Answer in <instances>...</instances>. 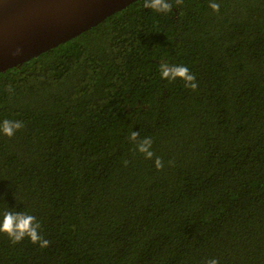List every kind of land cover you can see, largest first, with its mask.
<instances>
[{
	"label": "trees",
	"instance_id": "1",
	"mask_svg": "<svg viewBox=\"0 0 264 264\" xmlns=\"http://www.w3.org/2000/svg\"><path fill=\"white\" fill-rule=\"evenodd\" d=\"M144 2L0 72V264H264V0Z\"/></svg>",
	"mask_w": 264,
	"mask_h": 264
},
{
	"label": "water",
	"instance_id": "2",
	"mask_svg": "<svg viewBox=\"0 0 264 264\" xmlns=\"http://www.w3.org/2000/svg\"><path fill=\"white\" fill-rule=\"evenodd\" d=\"M137 0H0V72L90 29Z\"/></svg>",
	"mask_w": 264,
	"mask_h": 264
},
{
	"label": "clouds",
	"instance_id": "3",
	"mask_svg": "<svg viewBox=\"0 0 264 264\" xmlns=\"http://www.w3.org/2000/svg\"><path fill=\"white\" fill-rule=\"evenodd\" d=\"M144 7L151 8L156 12L168 13L172 11L173 5L170 0H152L151 4L145 0ZM210 7L214 11H219L218 4H212ZM160 73L163 79L174 81L179 78L185 82V87H190L193 90L197 87L195 76L183 65L161 63ZM22 127L23 124L20 121L13 122L5 120L2 125V132L4 135L12 137L15 131ZM138 137L139 133H131V140L136 142L138 151L145 154L146 158L151 159L154 155V153L150 151L152 141L147 138L139 140ZM155 163L158 169L163 167L159 158L156 159ZM40 228L41 225L37 222L35 216L21 211H6L3 214V219L0 220V233L6 234L12 243H19L27 237L33 244L38 243L41 248H44L47 247L50 242L40 235ZM208 264H218V261L213 259L208 261Z\"/></svg>",
	"mask_w": 264,
	"mask_h": 264
}]
</instances>
